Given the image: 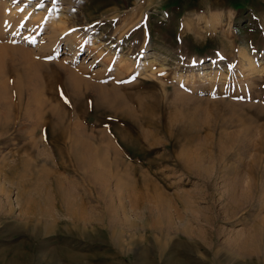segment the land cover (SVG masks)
Returning <instances> with one entry per match:
<instances>
[{
	"label": "rangeland",
	"instance_id": "374dc122",
	"mask_svg": "<svg viewBox=\"0 0 264 264\" xmlns=\"http://www.w3.org/2000/svg\"><path fill=\"white\" fill-rule=\"evenodd\" d=\"M0 264H264V0H0Z\"/></svg>",
	"mask_w": 264,
	"mask_h": 264
},
{
	"label": "bare ground",
	"instance_id": "6f19581e",
	"mask_svg": "<svg viewBox=\"0 0 264 264\" xmlns=\"http://www.w3.org/2000/svg\"><path fill=\"white\" fill-rule=\"evenodd\" d=\"M25 17H26V16H25ZM25 17H24V18H25ZM30 20H32V18H31ZM28 21H29V20H28ZM29 22H30V21H29ZM27 24H29V23H27ZM51 25H53V24H51ZM56 25H57V24H56ZM61 25H62V24H61ZM62 27H63V26H61V28H62ZM246 58H247V57H246ZM248 62H249V70H250V72H256L257 70H256V68H255V66H254V62L250 61L249 59H248ZM246 68H247V67H246ZM68 194H69V193H68ZM68 194L65 195V197H64L63 200H64V203H66L67 205H69V206H68V208H69V207H70V203L68 202L69 199H67V197H66ZM46 198H47V197H46ZM63 200H62V201H63ZM33 203H34V202H33ZM71 207H73V206H71ZM71 207L69 208L70 210H71ZM40 210H41V209H40ZM36 212H37V211H36ZM77 212H78V211H77ZM77 212H76L75 210L72 209V213H70V215H71V217H72L73 222L75 223V225H76V224L79 225V224H81V223H84V225H85V224L87 225L89 222L92 221V218H90V216L86 213L87 211L85 212V210H83L82 212H80L81 214H80L79 212H78V213H77ZM43 213H44V210H43V212L41 211L40 215H41V216L44 215ZM48 213H49V212H48ZM48 213H47V214H48ZM48 215H49V214H48ZM38 216H39V215H37V217H38ZM45 217H46V216H45ZM54 221H56V218H55ZM112 221H113V220H112ZM84 225H83V226H84ZM89 225H90V224H89ZM24 257H27V256H25V254H24ZM19 258L24 259L22 256H20ZM17 259H18V258H16L15 261H17ZM27 260H28V259H27ZM15 263H16V262H15Z\"/></svg>",
	"mask_w": 264,
	"mask_h": 264
},
{
	"label": "snow or ice",
	"instance_id": "6c2138e0",
	"mask_svg": "<svg viewBox=\"0 0 264 264\" xmlns=\"http://www.w3.org/2000/svg\"><path fill=\"white\" fill-rule=\"evenodd\" d=\"M162 75H163V73H162ZM61 95H62V97H63V92H61ZM64 98H65L66 102H68V101H67V98H66V97H64Z\"/></svg>",
	"mask_w": 264,
	"mask_h": 264
}]
</instances>
